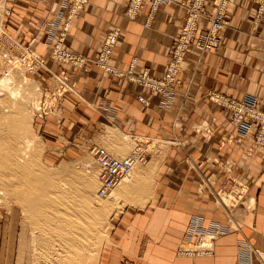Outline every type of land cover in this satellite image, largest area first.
Instances as JSON below:
<instances>
[{
	"label": "crops",
	"instance_id": "0c3cea01",
	"mask_svg": "<svg viewBox=\"0 0 264 264\" xmlns=\"http://www.w3.org/2000/svg\"><path fill=\"white\" fill-rule=\"evenodd\" d=\"M7 1L12 12L3 20L5 32L47 59L48 68L57 73L61 64L50 57L59 35L46 44V26L61 11L66 18L65 0ZM128 2L89 0L72 21L63 46L94 60L107 32L119 29L111 65L126 71L137 58V72L149 69L162 76L190 0H169L150 28L145 27L150 5L138 20L129 21L124 15ZM228 18L231 25L223 32L221 47L210 53L189 50L169 109L160 105V95H151L92 62L86 70L63 65L73 88L61 100L60 115L39 126L54 155L47 156L49 161L58 151L70 155L73 140L100 142L109 128L137 144L146 142L144 150L147 141L163 146L159 164L151 160V151L148 170L146 163L133 184L145 185L143 198L149 203L144 208H125L111 232V244L93 264H240L241 241L251 246L245 253L251 264H264V146L255 144L254 123L237 128L230 123V114L208 98L210 91H217L264 111V0H231ZM233 190L243 197L227 205L221 193ZM120 196L118 192L113 201ZM250 200L254 204L248 207ZM194 218L205 228L223 227L227 232L212 242L207 254L187 257L179 254V247ZM19 238L18 227L0 221V264L24 263Z\"/></svg>",
	"mask_w": 264,
	"mask_h": 264
},
{
	"label": "rangeland",
	"instance_id": "374dc122",
	"mask_svg": "<svg viewBox=\"0 0 264 264\" xmlns=\"http://www.w3.org/2000/svg\"><path fill=\"white\" fill-rule=\"evenodd\" d=\"M8 2L0 0V221L18 227L19 254L23 257V264H85L86 259L90 262L94 256L99 261L106 246L111 244V232L125 208L129 205L144 208L150 199L143 198L146 190L143 183L133 185L138 181V171L145 168L143 164H139L132 177L108 198L98 197L99 168L90 154V148L99 145L116 157L125 158L138 146L144 150L142 145L146 142L137 144V141L109 128L108 134L96 139L100 142L91 143L88 138L73 140L70 155L58 151L53 161L47 159V156L54 155L48 149L46 136L39 126L48 117L60 115L61 102L58 109L47 112V116L37 117L44 93L48 90L46 83L40 82V76L42 71L47 70L29 71L32 63L30 53L38 54L30 46L20 45L5 32L3 20L12 12ZM46 63L48 68V61ZM48 82L49 90L55 88L54 83ZM40 84L43 86L40 87ZM161 147L162 144L157 141H147L148 162L157 160L159 164ZM25 179L29 182L26 183ZM34 181L40 186L37 187L39 191L36 188L30 191ZM128 183L123 189V185ZM150 185L147 188L151 193L153 185ZM118 192L121 196L119 201L114 202ZM234 192H222L221 200L227 205L237 203L243 194ZM33 203L38 210L32 206ZM252 204L254 201L250 200L246 205L249 207Z\"/></svg>",
	"mask_w": 264,
	"mask_h": 264
},
{
	"label": "built area",
	"instance_id": "2783aa9c",
	"mask_svg": "<svg viewBox=\"0 0 264 264\" xmlns=\"http://www.w3.org/2000/svg\"><path fill=\"white\" fill-rule=\"evenodd\" d=\"M168 2L169 0H129L124 15L127 20L136 21L144 13L146 5L149 4L150 11L147 15L145 27L150 28L156 14ZM88 4L89 0H65L63 6L64 8H69L66 18L64 19V11H61L52 22L47 23L46 32L48 41H46V44L53 41L55 36L59 35V39L52 46V57L61 64L57 73L47 68V61L45 62L42 57L36 56L32 52L30 53L32 63L29 65V71L34 73L39 68H45L47 75L42 74L40 82L48 83V81H51L55 84V88L51 90L47 87L48 90L44 93L45 98L38 110V118H43L44 115L47 116L49 112L58 109L64 94L73 88L69 84L68 70L63 65L66 64L74 69L86 70L90 62L106 73L139 85L151 95H160V105L165 109H169L181 85L182 68L188 57L189 50L196 48L202 53H210L218 49L222 45L223 32L231 25L228 18L231 0H190L183 28L175 39L171 58L166 65L163 75L156 76L149 69L137 72V58L133 59L129 69L126 71L117 69L111 65V60L120 37L119 29L107 32L102 48L94 60H90L85 55L74 53L64 48V36L68 32L72 21L79 18ZM63 20L64 23L62 24ZM202 25H206L207 27L202 28ZM208 98L212 103L221 106L230 114V123L237 128L241 125L254 123L256 125L255 144L264 146L263 110L217 91H210ZM140 101L144 104L148 103V100L144 97H140ZM90 154L99 168L97 195L105 199L133 172L139 162H147L148 151H141L137 147L136 150L129 153L125 158H119L105 147L93 145L90 148ZM226 232L227 230L223 227L205 228L199 218H194L186 240L179 247V254L187 257L207 254L212 247V242L219 235ZM207 240L209 241V245L206 244ZM239 248L241 255L244 256L240 264H251V257H245V253L252 250L251 246L245 241H241ZM121 264L132 263L124 261Z\"/></svg>",
	"mask_w": 264,
	"mask_h": 264
},
{
	"label": "bare ground",
	"instance_id": "6f19581e",
	"mask_svg": "<svg viewBox=\"0 0 264 264\" xmlns=\"http://www.w3.org/2000/svg\"><path fill=\"white\" fill-rule=\"evenodd\" d=\"M2 83H3V82H2ZM2 83H1V84H2ZM19 118H20V117H19ZM22 121H24V120H22ZM12 134H13V133H12ZM14 134H15V133H14ZM11 137H12V136H11ZM2 146H3V145H2ZM29 147H30V146H29ZM138 148H140L141 151L143 150V149H142L141 147H139V146H138ZM136 149H137V148H136ZM136 149H135V150H136ZM15 151H17V150H15ZM7 156H8V155H7ZM9 156H10V155H9ZM10 157H11V156H10ZM14 157H15V156H14ZM16 158H17V157H16ZM13 159H14V158H13ZM147 162H148V160H147ZM147 162H146V163H147ZM29 163H30V162H29ZM146 163H141V162H139V163L136 165V167H137L139 164H141V165H142V164L145 165ZM136 167H135V168H136ZM64 168H65V167H64ZM65 169L67 170V167H66ZM65 169H64V170H65ZM134 170H135V169H134ZM134 170H133V172H132L128 177H126V178L121 182V184L124 183L125 181H127V179H129V178L132 177V174L134 173ZM62 172H63V171H62ZM64 173H66V172H64ZM23 175H24V174H23ZM36 180H37V179H36ZM25 181H27L26 183L29 182V180H27V179H25ZM32 183H33L32 186H31L32 188H31V187L29 188L30 191H34L35 188H36V190H38L37 187L40 188V186H39L38 184H35V181L32 182ZM81 183H83V182H81ZM121 184H120V185H121ZM120 185H119V186H120ZM62 186H63V184H62ZM119 186H118V187H119ZM64 187H65V186H64ZM86 187H87V186H86ZM88 187H89V186H88ZM88 187H87V189H88ZM118 187H117V188H118ZM33 188H34V189H33ZM59 188H60V187H59ZM65 188H66V187H65ZM65 188H64V189H65ZM90 188H91V187H90ZM60 189H61V188H60ZM64 189H63V190H64ZM87 189H86V190H87ZM57 190H58V189H57ZM88 190H89V189H88ZM38 191H39V190H38ZM113 191H114V190H113ZM113 191H112V192H113ZM36 192H37V191H36ZM37 193H38V192H37ZM39 193H41V192H39ZM27 203H29L30 206H31V203H30V202H27ZM46 203H47V202H46ZM27 206H28V205H27ZM32 206L35 207V210H38V207H37L36 204L34 205V203H33ZM53 206L55 207V205H53ZM28 208H29V207H28ZM30 208H31V207H30ZM36 208H37V209H36ZM33 209H34V208H33ZM50 209H51V208H50ZM35 210H34V211H35ZM30 211H31V210H30ZM35 212H36V211H35ZM88 212H89V211H88ZM45 213H47V212H45ZM102 215H103V214H102ZM97 217H98V215H97ZM80 218H82V217H80ZM99 219H100V218H99ZM82 220H83V219H82ZM86 223H87V222H85V224H86ZM87 226H88V225H87ZM91 229H92V228H91ZM89 230H90V229H89ZM84 232H85V231H84ZM93 232H95L94 229H93ZM87 234H88V233H87ZM95 235H96V234H95ZM82 236H83V235H82ZM92 237H93V236H92ZM80 238H81V237H80ZM81 239H82V238H81ZM90 239H91V238H90ZM91 240H92V239H91ZM207 242L209 243L208 240H207ZM94 245H95V244H94ZM78 246H79V245H78ZM75 247H77V246H75ZM93 248H94V247H93ZM78 249H79V248H78ZM80 249H82V248L80 247ZM82 250H83V249H82ZM74 251H75V250H74ZM77 251H78V250H77ZM79 252H81V251H79ZM79 252H78V253H79ZM82 252H83V251H82ZM82 252H81V253H82ZM97 252H98V251H97ZM83 253H84V252H83ZM93 253H94V252H93ZM79 255H80V254H79ZM81 255H82V254H81ZM84 255H85V254H84ZM89 255H92V254H89ZM77 258H78V257H77ZM95 259H96V257L94 256V259L90 261L91 263L89 262V259H86V261H85L84 263H85V264H93V262H95ZM88 262H89V263H88Z\"/></svg>",
	"mask_w": 264,
	"mask_h": 264
}]
</instances>
